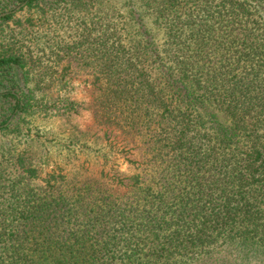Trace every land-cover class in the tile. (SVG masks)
Listing matches in <instances>:
<instances>
[{"label": "trees", "instance_id": "1", "mask_svg": "<svg viewBox=\"0 0 264 264\" xmlns=\"http://www.w3.org/2000/svg\"><path fill=\"white\" fill-rule=\"evenodd\" d=\"M103 2L0 0V133L39 111H90L67 146L101 153L120 138L127 164L44 174L27 150L0 161V264H264V0H143L134 36L90 34L41 97L34 54L6 30L40 6L94 20ZM85 72L89 102L68 90Z\"/></svg>", "mask_w": 264, "mask_h": 264}, {"label": "rangeland", "instance_id": "2", "mask_svg": "<svg viewBox=\"0 0 264 264\" xmlns=\"http://www.w3.org/2000/svg\"><path fill=\"white\" fill-rule=\"evenodd\" d=\"M142 1L104 0L102 12L95 15L94 20H91L93 16L89 14L92 10L90 7L80 9L79 12H70L72 6L66 4L51 8L40 6L33 11L26 9L16 15V19L24 23L18 26L15 32L7 29V34L2 38L7 42L18 43L24 51L34 54V62L38 67L32 75L34 79L37 77L39 81L37 93L43 97V90L48 87L53 77L65 80L63 68L68 65V59L63 60L64 57L79 49V44L88 39L90 34L94 39L105 38L106 30L110 27L118 40L128 41L134 36L135 26L130 20H133L134 13L142 14L140 7ZM18 10L19 8L16 9ZM8 14H1L0 19ZM147 16L151 18L148 13ZM29 17L31 23L27 22ZM92 21L95 24L90 28L89 24ZM88 80L87 72L73 77L68 88L71 91L70 95L77 100L89 102L91 91L88 89ZM35 85L34 81L30 86L33 88ZM48 93L47 90V96ZM14 118L15 115H12L5 126H9ZM92 124L93 117L90 111H84L80 116L70 119L39 111L26 117L21 132L0 133V161H11V156L27 150L35 161H49L44 168V174L51 173L57 167L68 171L73 167H80L85 171L87 169L101 171L104 166L101 161L118 162L121 169L126 170L127 164L124 163L121 154L120 138L113 137L107 142L97 144L101 153L67 146L68 139L74 131L87 130ZM90 145L94 148V143ZM256 258L259 259H250L248 263L261 264L262 255Z\"/></svg>", "mask_w": 264, "mask_h": 264}]
</instances>
